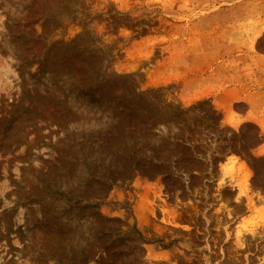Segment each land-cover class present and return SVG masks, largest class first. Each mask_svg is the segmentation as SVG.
<instances>
[{"label": "rangeland", "instance_id": "rangeland-1", "mask_svg": "<svg viewBox=\"0 0 264 264\" xmlns=\"http://www.w3.org/2000/svg\"><path fill=\"white\" fill-rule=\"evenodd\" d=\"M246 81L264 0H0V264H264Z\"/></svg>", "mask_w": 264, "mask_h": 264}, {"label": "crops", "instance_id": "crops-1", "mask_svg": "<svg viewBox=\"0 0 264 264\" xmlns=\"http://www.w3.org/2000/svg\"><path fill=\"white\" fill-rule=\"evenodd\" d=\"M233 91L232 89H230V97H232L234 100V104L235 105H243L245 106V110H244V114L242 115L243 119L245 120V122H252L254 124H256L259 128V133L264 134V129H262L257 121L264 119L263 116H261V110L259 109V107H255L256 104L259 105H264V81H246L243 85H238V86H234L233 87ZM225 99V96H224ZM264 152V142L258 144L257 146H255L253 149H251V154L253 156L256 155H261ZM230 156H227L223 162V164L227 163L229 160ZM235 166H249L248 162H246L245 160H243L242 158H239L238 161L236 162ZM242 171V170H240ZM243 172V171H242ZM249 181H250V186H251V194H248V196H251V199L255 202V203H260V202H264V200H262V198L260 197H264V191L263 189H260L254 185V181L253 178L254 177H248ZM238 189H236L237 192ZM261 195L260 197H258V195ZM243 199V203L245 204L246 208H247V200L248 198L246 196L242 197ZM245 209V208H244ZM246 211L248 209H245ZM247 214V213H246Z\"/></svg>", "mask_w": 264, "mask_h": 264}]
</instances>
